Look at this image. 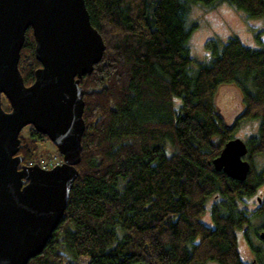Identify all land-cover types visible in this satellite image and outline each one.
<instances>
[{
    "label": "trees",
    "instance_id": "obj_1",
    "mask_svg": "<svg viewBox=\"0 0 264 264\" xmlns=\"http://www.w3.org/2000/svg\"><path fill=\"white\" fill-rule=\"evenodd\" d=\"M223 3L264 16V0H84L105 50L79 81L84 131L63 219L28 264H242L237 232L247 238L253 218L264 231V189L256 195L264 185V166L256 170L257 158L264 164V41L255 29V48L235 36L209 39L202 62L187 45L191 6ZM39 66L28 29L18 60L25 86ZM228 83L242 94L239 120L258 121L245 141L244 181L212 165L238 124L227 126L215 105L217 87ZM2 108L10 109L6 99ZM23 130L18 155L34 164L46 137ZM207 209L211 226L202 221Z\"/></svg>",
    "mask_w": 264,
    "mask_h": 264
},
{
    "label": "water",
    "instance_id": "obj_2",
    "mask_svg": "<svg viewBox=\"0 0 264 264\" xmlns=\"http://www.w3.org/2000/svg\"><path fill=\"white\" fill-rule=\"evenodd\" d=\"M28 29L40 66L25 86L18 60ZM104 50L84 0H0V264H28L63 219L84 131L79 81ZM27 126L54 145L60 163L48 169L21 164L19 134ZM246 154V143L233 138L213 159V168L244 181L251 167Z\"/></svg>",
    "mask_w": 264,
    "mask_h": 264
},
{
    "label": "rangeland",
    "instance_id": "obj_3",
    "mask_svg": "<svg viewBox=\"0 0 264 264\" xmlns=\"http://www.w3.org/2000/svg\"><path fill=\"white\" fill-rule=\"evenodd\" d=\"M186 20L188 26H193L187 42L189 54L190 57L197 62H202L205 59L206 53L204 44L209 39H216L224 43L229 37L235 36L245 45L255 48L258 45L257 39L255 38L256 30L261 31L260 40L264 41V16L261 18L249 19L244 13L237 11L224 3L216 4L212 8H205L199 4L192 5ZM3 99L5 100V98L3 97L1 99V105ZM214 100L218 112L227 126H232L235 123H238L233 134L234 138H239L245 142L250 136L256 133L258 121L239 120V115L243 109V103L242 94L238 87L230 83L219 85ZM27 127L23 129H26ZM23 129V136H25L26 130L24 132ZM36 147L37 150L36 155L34 156V162L40 166L50 168L61 161V158L58 157L56 148L47 138L43 139L41 142H36ZM263 166L264 164L262 160L257 158L256 170H261ZM263 189L259 191L262 192ZM211 201L212 200L208 201L207 206L210 205ZM257 206L256 197L254 196L248 200L245 208L248 211H254ZM202 221L208 226L212 225L208 209L203 216ZM259 226L260 221L255 218L251 220L249 225L251 240L257 246L259 244L257 237ZM254 231H256V233H254ZM240 238L244 240L242 232L238 231L237 242L241 252L240 254L243 255L246 261H249L250 254L244 243L241 240L239 241ZM80 264H86V261L82 260L80 261Z\"/></svg>",
    "mask_w": 264,
    "mask_h": 264
},
{
    "label": "flooded vegetation",
    "instance_id": "obj_4",
    "mask_svg": "<svg viewBox=\"0 0 264 264\" xmlns=\"http://www.w3.org/2000/svg\"><path fill=\"white\" fill-rule=\"evenodd\" d=\"M61 161H59L58 163H60ZM264 185L262 187L259 188V190L263 189ZM260 192L261 191H258L257 192V195H260ZM255 197H259V196H255ZM251 212H254V211H251ZM262 232V231H259L257 233V237H258V246L256 244H254V242L251 240V237H250V234H248V237H244L243 235V239H239V241L241 240L244 245L247 247V250L250 254V260L249 261H246L243 257L242 254H240V250H239V245H238V242H237V246H238V250H239V254H240V259H241V262L242 264H264V252L262 254H259L260 250H264V239H261L259 238V233ZM256 233V231H255ZM242 255V256H241ZM208 264V263H206ZM213 264V263H212Z\"/></svg>",
    "mask_w": 264,
    "mask_h": 264
},
{
    "label": "clouds",
    "instance_id": "obj_5",
    "mask_svg": "<svg viewBox=\"0 0 264 264\" xmlns=\"http://www.w3.org/2000/svg\"><path fill=\"white\" fill-rule=\"evenodd\" d=\"M56 164H58V163H56ZM39 165V164H38ZM40 166V165H39ZM42 167V166H41ZM45 169H48V168H45Z\"/></svg>",
    "mask_w": 264,
    "mask_h": 264
},
{
    "label": "built area",
    "instance_id": "obj_6",
    "mask_svg": "<svg viewBox=\"0 0 264 264\" xmlns=\"http://www.w3.org/2000/svg\"><path fill=\"white\" fill-rule=\"evenodd\" d=\"M43 168H46V167H43Z\"/></svg>",
    "mask_w": 264,
    "mask_h": 264
}]
</instances>
